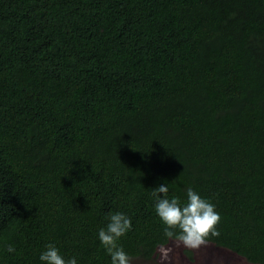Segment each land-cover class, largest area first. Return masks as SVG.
<instances>
[{"label":"trees","instance_id":"trees-1","mask_svg":"<svg viewBox=\"0 0 264 264\" xmlns=\"http://www.w3.org/2000/svg\"><path fill=\"white\" fill-rule=\"evenodd\" d=\"M160 185L264 264V0H0V264L158 263Z\"/></svg>","mask_w":264,"mask_h":264},{"label":"clouds","instance_id":"clouds-1","mask_svg":"<svg viewBox=\"0 0 264 264\" xmlns=\"http://www.w3.org/2000/svg\"><path fill=\"white\" fill-rule=\"evenodd\" d=\"M158 194H163L162 196ZM153 195L157 202L155 211L166 226L164 235L174 239L187 248L198 249L206 243V238L211 234L218 236L215 226L220 221V216L214 206L203 199L192 188L187 189V203L181 206L178 198H168V187L158 186ZM131 227V220L122 213L112 214L106 228H101L98 238L111 256V264H129V257L124 250L117 246L116 241L124 236ZM178 230V231H177ZM9 253L14 252L13 246L7 248ZM163 257L168 256V250L163 246L160 249ZM43 264H77L73 257L65 260L55 245L49 244L40 255Z\"/></svg>","mask_w":264,"mask_h":264},{"label":"rangeland","instance_id":"rangeland-1","mask_svg":"<svg viewBox=\"0 0 264 264\" xmlns=\"http://www.w3.org/2000/svg\"><path fill=\"white\" fill-rule=\"evenodd\" d=\"M165 249L168 250V256L165 258L162 255L158 263L135 261L133 264H248L241 257L207 244L200 246L198 249H191L176 243L165 247ZM187 250L194 252V260L185 253Z\"/></svg>","mask_w":264,"mask_h":264}]
</instances>
